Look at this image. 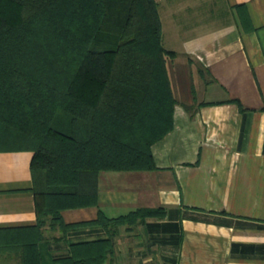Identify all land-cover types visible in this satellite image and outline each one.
Returning <instances> with one entry per match:
<instances>
[{
  "label": "crops",
  "instance_id": "1",
  "mask_svg": "<svg viewBox=\"0 0 264 264\" xmlns=\"http://www.w3.org/2000/svg\"><path fill=\"white\" fill-rule=\"evenodd\" d=\"M175 99L153 170H103L97 204L60 210L40 230L44 262L106 237L93 221L156 210L121 225L102 264H264V0H154ZM32 152L0 151V264H21L37 223Z\"/></svg>",
  "mask_w": 264,
  "mask_h": 264
},
{
  "label": "trees",
  "instance_id": "2",
  "mask_svg": "<svg viewBox=\"0 0 264 264\" xmlns=\"http://www.w3.org/2000/svg\"><path fill=\"white\" fill-rule=\"evenodd\" d=\"M154 0H0V151L32 152L37 223L21 264H47L40 228L65 231L60 210L97 204L103 170H153L150 146L172 127L175 104ZM139 208L77 225L106 237L73 242L48 264H102Z\"/></svg>",
  "mask_w": 264,
  "mask_h": 264
}]
</instances>
